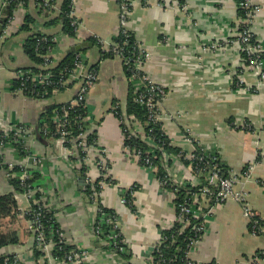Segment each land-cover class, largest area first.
Here are the masks:
<instances>
[{"label": "crops", "instance_id": "obj_1", "mask_svg": "<svg viewBox=\"0 0 264 264\" xmlns=\"http://www.w3.org/2000/svg\"><path fill=\"white\" fill-rule=\"evenodd\" d=\"M253 1L260 6V11L252 31L264 53V0ZM61 2L57 0V4ZM7 5V0H0V114L9 123L33 127L51 100L23 97L9 89L15 72L30 66L22 50L27 34L18 33L24 15L30 14L36 19L35 30L56 38L52 58L57 64L72 46L91 43L89 49L82 50L90 68L99 61V55L89 39L99 38L105 46H112L120 9L116 0H76L75 16L83 39L78 40L60 32L59 25L43 26L44 19L37 15L32 0H28L26 8L17 5L13 11V29L8 37L1 23L3 13L8 12ZM237 8L236 0H133L127 26L151 53L144 70L167 90L162 111L166 115L181 113L179 117L161 121L172 146L190 149L181 140L185 129H190L201 147L209 149L226 168L240 175L236 189L246 192L250 207L264 221V186L261 185L264 181V70L263 77L255 76L241 52L229 42L239 26ZM97 71V83L87 96L90 133L94 132L100 148L106 151L107 174L114 181L103 184L98 202L117 214L130 259L116 256L104 247L105 240L95 235L97 202H91L84 194L89 184L81 176L77 159L64 157L49 140L46 144L30 145L32 156L39 160L37 164L29 160L31 175L38 174L34 185L45 199L47 209L54 213L66 243L88 251L86 264H152L162 231L169 229L175 220L177 195L162 188L155 174L129 156L123 147L121 126L111 108L117 103L124 110L129 85L134 88L136 82L129 81L117 57L99 61ZM240 77L243 84L238 86ZM73 92L74 89L65 91L52 102H67ZM4 150L8 158L4 163L18 164L27 158L18 156L10 147ZM185 169L186 164L173 166V172L179 175ZM245 172L250 175L249 180H245ZM88 175L91 180L97 179V167H89ZM80 178L85 185H79ZM10 179L5 170L0 171V193L13 192L17 201V212L2 220V229L15 234L18 243L1 248L0 256L16 257L17 264H67L54 258L52 251L36 255L32 225L24 216L28 202L20 192L13 191ZM131 187H135L133 210L121 203L122 196ZM197 219L204 220L205 231L190 254L192 260L201 264H253L251 259L255 255L261 254L260 258H264V234H251L249 221L233 198L222 204L203 202Z\"/></svg>", "mask_w": 264, "mask_h": 264}, {"label": "built area", "instance_id": "obj_2", "mask_svg": "<svg viewBox=\"0 0 264 264\" xmlns=\"http://www.w3.org/2000/svg\"><path fill=\"white\" fill-rule=\"evenodd\" d=\"M133 0H123L119 3V24L118 34H126L128 32V19L131 14ZM44 4L48 3V0H43ZM23 5L18 4L21 8ZM245 10L244 18H240L238 31L231 36L229 42L235 46L240 52H245L247 55V66L252 69V72L257 77H263L262 70H264V53L263 48L259 42L255 39L252 31L255 18L260 11V6L254 3L253 0H243L240 5ZM71 10L69 17L71 18V25L74 27L75 38L78 40L82 36L79 33V23L75 17L76 0H71ZM14 17H10L4 25L5 30L9 28L13 22ZM52 41H56L53 37ZM96 43L102 47L106 52L112 50L115 57L119 58L122 62L125 71L130 73L129 81L136 82L134 84V102L142 106L146 112L145 124L138 121L133 115L117 116L119 105L113 104L111 112L118 119L121 126V133L123 136V143L130 138H139L151 147H156L153 141V137L148 134L152 131L150 129L147 134L144 131V126L147 124H160L162 129V120H171L175 117H179L181 113H175L172 115H166L162 111L161 104L167 95V90L163 84H158L152 80L149 74L144 70V66L150 59V51L145 48L138 40L135 41V51L132 58H124L123 48H119L117 45L105 46L103 41L96 38ZM112 47V48H111ZM212 48H216V45H212ZM53 48H48L47 52L43 55L42 66L45 69L43 72L32 71L31 69L18 70L15 72L14 80L17 81V86L14 87L11 81L10 91L13 94L20 95L33 99H45L48 95L57 96L65 91L74 89L72 98L59 107L53 108L51 113L46 117L39 120L41 123V133L45 138H52L57 148H59L61 154L66 156L77 157L82 155V161L87 168L91 166L97 167L99 176H102V182L99 185L100 188L107 181L109 163L107 161L106 151L100 148L97 141V136L94 135L89 138L90 126H89V114L87 112V96L89 91L96 85L98 80V71L94 68H88L85 64V55L79 51L74 53V60L72 66L65 67L57 73H54L51 68L57 64L52 58ZM243 84L242 77L239 78L238 86ZM246 129L248 125L244 126ZM30 128L27 125H15L9 123L0 124V146L13 148V143H21L23 148V154L27 158L20 160L18 164L13 162L4 163V170L6 177L16 178L20 183V193L24 199L28 202V208L24 211V216L32 212V219L30 223L32 225V236L35 245L39 247L42 252L50 253L57 242L54 240V234L50 231L47 232V228L43 223V216L47 205L40 190L37 186L29 184L28 180L31 178V171L29 167V160L32 163L37 164L39 160L32 156L33 151L30 146ZM163 130V129H162ZM164 132V130H163ZM165 133V132H164ZM181 140L188 144L190 149H181L175 155L168 154L164 150L162 152V166L167 171L168 178L161 180L157 177L156 173L158 166L153 162L152 150H144L141 148L123 147L127 151V154L134 160L141 162L143 166L152 171L157 177L159 184L165 190L168 185L176 186L177 188L183 184H189L193 187L198 184H203L195 192H192L187 199L178 205V213L175 216V220L172 224L180 226V232L185 228L191 226V230L195 236L188 239V243L185 249V256L187 264H201L190 258L191 252L199 244L202 235L205 231L204 220H200L197 224H190V219H197L198 214L201 212V206L203 202H211L214 204H222L225 201L233 198L242 207L243 216L249 221L250 231L253 235L264 234V221L259 216L258 212L250 207L247 201V194L245 191L237 190L236 186L239 184L240 175L227 169L223 172V168L220 167L216 155L207 148H203L199 145L197 139L193 137V133L190 129L186 128L183 132ZM171 144V141H170ZM172 145V144H171ZM160 148V147H159ZM15 150V149H14ZM16 152V151H15ZM171 160V164L168 161ZM187 161L186 169L179 173L173 172V166L175 164H184ZM77 162L80 163V157L77 158ZM15 167L19 168V172L13 171ZM243 177V176H242ZM245 180L250 179V175L244 173ZM85 180L91 183V177L86 173ZM200 180V181H199ZM170 183V184H169ZM261 185L264 186V181H261ZM135 187L129 188L127 193L122 196L121 203L129 204L130 198H133V192ZM169 190V189H167ZM171 194L177 193L176 188L169 190ZM39 193V194H37ZM39 195V196H38ZM95 196V195H94ZM32 206L35 207L32 209ZM100 209H97V213ZM108 225L112 227V231L107 235L105 244L116 246L117 238L120 236L119 218L113 216L106 221ZM171 226V227H172ZM48 233V234H47ZM94 233L99 236L101 233L100 226L94 227ZM57 239L59 243L67 244L63 232L56 231ZM123 242V240H121ZM166 241V238L161 235L159 238L153 254L152 264H166L165 258L160 253V246ZM118 248V247H117ZM118 250H122L120 247ZM261 254H259L260 256ZM89 256L88 251L79 248H73L65 254L62 259L67 264H82ZM8 258L4 259L6 264ZM14 264H17V258L13 257ZM251 262L253 264H264V258H259L255 255Z\"/></svg>", "mask_w": 264, "mask_h": 264}, {"label": "trees", "instance_id": "obj_3", "mask_svg": "<svg viewBox=\"0 0 264 264\" xmlns=\"http://www.w3.org/2000/svg\"><path fill=\"white\" fill-rule=\"evenodd\" d=\"M7 1H8V5H7L8 12L3 13V18L1 22L3 26L6 24L7 20L13 16L12 15L14 14L13 11L16 9L18 4H22L24 8L28 6V0H7ZM32 1L37 10V15H39L42 19H44L43 26L54 27V26L59 25L60 32L66 34L70 38H75L74 27L71 25V18L69 17L70 10H71V7H70L71 0H62L60 5L57 4V0H48L47 4H44L43 0H32ZM122 1L123 0H116L117 4L121 3ZM242 1L243 0H236L238 4L237 16L239 18H244L245 13H246L245 10L239 6ZM35 23H37V21L33 16H31L30 14H25L23 18V23L21 27L18 29L19 31L18 33L27 34L22 44V50L25 56L27 57L28 61L30 62V66L25 69H31L32 71H36V72H43L45 71V69L42 66L43 55L47 52L49 47L54 48L56 43L52 41V38L54 37L53 35H50L41 30H35L33 28V25ZM11 26L13 27V25ZM11 26L6 29V32L8 33L7 35L8 37L11 36L10 32H12L11 29H13ZM240 30H241V27L238 26L237 32L238 31L240 32ZM89 40L92 42L93 46L97 47L99 61L107 59V58L115 57L112 50L106 52L102 49L100 45L96 43L95 40L93 39H89ZM136 40L137 39L135 38L134 34L128 29V32L126 34L116 35L113 41H114V45H117L119 48H123L124 58H132V56L134 55L133 52L136 50L135 49ZM87 49L89 48L83 47L79 51L82 52V50L86 51ZM79 51L67 53L58 64L54 65V67L51 68V70L54 73H57L65 67L72 66V63L74 60L73 55L74 53L79 52ZM240 54L247 66L248 64L247 55L245 54V52H241ZM99 61L96 62L92 67L90 66L89 67L94 68L95 70H98ZM125 75L129 79L130 73L125 71ZM237 80H234V83H236ZM12 84L14 87H16L17 81L13 80ZM134 91L135 90L132 84L130 83L128 91H127V98H126L124 110L119 108L117 111L118 112L117 116L120 117L122 115H126V116L133 115L138 121L145 124L146 112L142 106L134 102V96H135ZM55 97L56 96L52 97L48 95L47 97H45V99H40L43 101L51 100V103H49L48 106L45 108V110L41 113L39 117L40 119L46 118L51 113V110L53 108L66 104V102L64 103L52 102V100ZM4 117H5L4 115L0 114V124L7 122L6 119H4ZM15 125H25V124H15ZM150 129H152V131L149 133L148 131ZM144 131L146 132V134L148 132V134H150L154 138L153 141L156 144V147L150 148L149 145L141 141L139 138H130L129 140H126L123 143L124 147L126 148L128 147L131 150L133 148H136V149L141 148L144 150L151 149L152 156H153L152 160L158 166L156 175L159 179L165 180L168 178V175H167V171L162 166L161 150L162 151L164 150L168 154L175 155L181 151V148L174 147L170 144L169 138L163 132V130L161 129V125L159 123L145 125ZM41 132H42L41 123L38 121L36 126H33L30 128V136H29L30 141H31L30 145L37 146L38 144L42 145V143L46 144L47 140L51 141L55 145V142L52 138L50 137L48 139L45 138ZM94 135H95L94 132L91 133L89 135V138H92V136L94 137ZM13 148L15 149L16 154L18 156H24L21 143H13ZM4 149H5V146H0V171L4 170L3 164L5 161L8 160V158H6V152ZM68 157L69 159H74V160L80 157V163H79L80 169L79 170H80L81 176L83 178H86V173H88V168L86 167V165L81 159L83 158L82 155H78L77 157H74V158L73 156H68ZM218 162L220 164V167L223 168V172H226L228 168H226L219 160ZM168 163L171 164V160H169ZM183 163L187 164V161H184ZM140 164L142 165L141 162ZM13 171L19 172V168L15 167ZM37 177H38V174L36 172H32V176L28 180L29 184L34 185V180L37 179ZM102 179L103 177L99 176L97 179H95L91 183H88L89 185H87V188L84 190V194L87 196V198H89L91 202L93 201L97 202V207L98 209H100V212L97 214V217L95 218L93 227H95L96 225H99L100 230H101V233L99 234V236L102 238H106L107 235L112 231V227L108 225L106 221L108 220V218L117 216V214L113 210L104 207L102 204H99L98 202V196L101 191L99 185ZM109 180L110 182L112 181L111 183L114 182L108 176L107 181ZM9 181H10V185L13 188V191L15 192L21 191L20 183L16 178H11ZM202 185L203 184H198V186L193 187L189 184H183L179 186L178 188L171 184L167 186V189L169 190H174V188H176L177 190V193H176L177 198L175 200L176 215L178 213V205L181 204L185 199L188 198V196L192 192H195ZM132 201H133V198L131 197L130 203L126 204L131 210H133V207H134L132 205ZM210 204H214L213 200L210 202ZM34 208L35 207L32 206V209ZM16 212H17V201L14 196V193L13 192L5 193V194L0 193V249L8 245L18 243V238L15 234L5 233L2 229V220L7 217H12ZM26 218L32 219V212H29V214L26 215ZM42 220H43L44 225L47 228L46 231L47 232L51 231L54 234V240L57 242V244L52 250V256L54 258L62 260L65 254L68 253L71 249H73L74 246L64 244V243H59L57 236L55 234H56V231H60V226L57 220L55 219L54 213L51 210H45ZM198 222H200V219H195V218L190 219L191 225L197 224ZM190 227L191 226L185 228L182 232H180L179 231L180 226L174 224V226L170 227L169 229L162 231V235L166 238V241L160 246V253L165 258L166 264H187V260L185 256L186 245L188 243V239L195 236L194 232L191 230ZM121 240H122V236L120 234L119 238H117L116 246L113 245V242H110L109 246H104V247H107L108 249L113 251L116 256H119L120 258L128 261L130 259L131 254L129 250L127 249L125 243L122 242ZM120 247L122 248V250H118ZM36 249L38 250L36 252L37 256L41 255V253L43 254L42 250L39 247L36 246ZM154 254L156 253L154 252ZM6 257L8 258V261L6 264H14L13 257L9 255L0 256V264H4V259ZM258 257L260 258L261 256H259L258 254ZM82 264H86L85 261Z\"/></svg>", "mask_w": 264, "mask_h": 264}, {"label": "water", "instance_id": "obj_4", "mask_svg": "<svg viewBox=\"0 0 264 264\" xmlns=\"http://www.w3.org/2000/svg\"><path fill=\"white\" fill-rule=\"evenodd\" d=\"M1 29H2V27H0V32H1ZM83 47H91V43H88V42H82V43H80V44H78V45H76V46H72V47L67 51V53L74 52V51H79V50H81ZM79 185H80V186L85 185V181H84L82 178H80V180H79Z\"/></svg>", "mask_w": 264, "mask_h": 264}, {"label": "rangeland", "instance_id": "obj_5", "mask_svg": "<svg viewBox=\"0 0 264 264\" xmlns=\"http://www.w3.org/2000/svg\"><path fill=\"white\" fill-rule=\"evenodd\" d=\"M2 223H3V221H2Z\"/></svg>", "mask_w": 264, "mask_h": 264}]
</instances>
